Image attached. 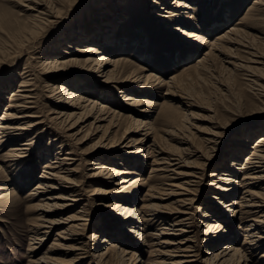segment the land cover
<instances>
[{"label":"rangeland","instance_id":"374dc122","mask_svg":"<svg viewBox=\"0 0 264 264\" xmlns=\"http://www.w3.org/2000/svg\"><path fill=\"white\" fill-rule=\"evenodd\" d=\"M33 1H39L42 4L37 6L39 8L36 11L25 6L31 2L29 0H0V118L4 116L6 106L11 103L14 90L22 95L32 90L35 103L30 105L34 107L27 109L25 113L33 114L34 122H41L32 128L29 136L19 138L15 143L19 144L25 139H30L26 141L33 142L30 148L36 149L31 152L34 155L24 158L10 168L8 161L2 162L4 174L0 176V264H35L34 262L39 260L48 248L55 245L54 243L64 242L59 238L60 230L66 229L67 233H71L67 229L72 222L66 223V218L71 213L85 214L86 217L84 218L86 220L78 221L82 223L79 228L80 235L84 236V242L91 253L83 264H105L95 257L98 250L109 246V243L95 245L99 242L96 237L99 232L102 236L106 235L113 245L118 246V252H111L114 256L113 260L106 264H121L122 258L126 262L132 258L134 264H154V260L159 257L158 240L151 235L159 234L158 230L165 223L162 219L148 221V227L145 229H136L141 235L131 234L130 230L144 214L139 212L140 208L151 202V198H148L150 196H145L151 185H156L157 188L159 185V188L170 187L169 183H178V180L173 178L176 176L166 179L160 176L159 172L156 173L158 177H155L156 174L151 173L152 155L148 154L146 149L138 151L139 148L135 145L130 147L128 139H122L130 121L123 120L119 127H113L111 132L105 134L106 128L96 131L92 126L96 121V110L86 113L83 116L85 119L78 121L79 123L74 126L71 125L78 118L62 121L63 123L59 122L61 119H53L57 116L50 112L64 101L61 99L60 91L50 89L49 84L55 83L51 81L52 76L66 78L63 79L65 80L63 83L68 81L71 88H77L82 95L101 103L99 106L104 105L127 116L134 115L132 111L140 109L138 106L127 105V94L146 100L143 108L150 110L148 119L155 126V130L150 129L147 145L158 144L165 149L178 146L176 140L169 137L168 132L178 123H182V119L178 118L180 112L177 108L182 110L187 108L189 114L187 129L193 134L191 140L193 144L195 142L194 146L201 150L197 151L200 154L199 158L193 156L189 158V161L193 162L191 164L194 168L196 166V170L200 173V177L197 178L200 185L196 201L187 205L185 209L190 218L188 223L186 226H179L187 232L184 235H177L180 231H174L165 237L174 236V239L178 240L185 237L191 238L186 244L193 246L190 254L193 256L189 257L193 261L185 264H225L221 262L223 260L226 262V258L230 255L223 257L228 252L224 250V245L230 243L246 252L247 264H264V257L261 256L264 245L253 254L252 250L250 252L251 248L245 243L244 228L249 221H240L232 213L225 212L226 206L223 207L222 212L225 216H223L224 219L220 217L219 220L222 219L224 224L221 230L216 229V235L221 242L213 247V243L205 241L208 239L206 236L208 223L212 219L204 216V211L198 208V205L206 207L211 202L219 201L212 193L213 190L216 191L212 185L213 179H217L211 177L214 168L246 144V151L242 154L240 165H238L241 166L245 155L252 150L255 140L264 134V96L260 94L261 91L264 93V65L251 63L252 59L242 47L237 51L239 62L259 69L260 72H256L255 76L250 73L248 76L245 70L232 69L233 66L229 62L237 60L235 57L226 59L224 62L222 57L218 56L212 63L211 71L207 72L202 68L198 71L196 67L200 64L199 61L203 60L202 56L208 46L203 47L193 42L191 38H187L189 36H181L179 33V29L184 27L194 33L207 36L211 46V43L220 41L219 38L225 33L233 32L235 27H239L247 34V41L249 40L252 46L255 42L254 44L258 48L260 46L259 49L264 53V5L258 6L255 3L258 0H182L191 3L194 9L183 10L186 13H182V17H177L178 11L175 8L172 9L173 14H165L163 9H160L161 4L168 7L174 2L173 0ZM45 9L52 11L50 21L38 16L39 12L46 11ZM159 13L162 15L160 19L156 15ZM100 27L112 33L110 39L113 41L109 46L104 45L101 52L121 61L122 78L129 76L135 66L140 64L137 67L146 69L145 75L150 72L154 74L155 81L151 83L154 87H143L145 79L137 83L131 80L119 81L117 84L121 85L125 91L122 93L119 89L112 88L114 83H105L103 78L97 77V74L91 75L83 64L62 69L65 70L62 73L46 69L43 65V60L54 57L68 59L74 55L83 57V53L79 50L91 44L86 43L87 38L93 36L95 31L98 32ZM141 55L148 56V60L143 59ZM82 80L85 86L77 84ZM21 84L25 87H20ZM19 89L24 91L20 92ZM184 100L193 104L186 105ZM11 111L15 112V110ZM104 117L107 118V116ZM106 122L96 121V124L105 127ZM211 122L215 123L216 129L221 133L218 144L211 149L213 151L207 150L198 137L204 134V131L200 130L210 128ZM43 130L44 134L40 137L39 134ZM252 135L253 137L246 143L245 139H249ZM38 137L41 138L40 141ZM9 148L10 143L0 145V156L4 157ZM48 149L51 151L50 158L53 160L57 152L70 153L69 156L73 160L67 161L68 165L64 166L62 175L70 174L68 178L75 182L73 185L81 195L79 201H70L71 209L53 216V219L62 220L64 223L54 227L47 234L45 241L38 245V239L45 236V233L41 232L47 229L44 228L36 233L31 224L38 220L41 212L38 210L39 204L42 202L41 199L49 195V192H43L41 196L35 197L29 194L34 192L39 181L42 180L41 175L45 170V162L48 160L46 157ZM109 149L111 151H107ZM126 150H130V153L123 154ZM202 154L209 159H205L201 156ZM100 156L109 160L116 159L114 160L117 162L116 167L120 170L136 169V175L124 174L119 177L128 179L135 177L138 179L137 182L125 183V188H119L121 186L116 185L119 179H108L109 182L104 186L108 189H118L114 194L118 196H116L117 201L123 205L134 202L133 207L137 211L127 220H124L126 217L123 213L115 211L110 206L113 201L111 196L104 195L96 198L92 195L97 182L96 177L91 176L94 170L88 162ZM6 160L9 159L6 158ZM236 179H241V176ZM233 184L237 193L236 197L241 200L245 182L240 185ZM60 187L58 186V189L54 191L60 193ZM254 190L262 189L258 187ZM156 193V196L161 195ZM161 197L168 198L165 195ZM79 210H82V213H78ZM123 224H127L126 228ZM217 240L218 238L215 243ZM59 248L60 246L56 245L57 250L55 249L54 254L49 255L61 262L68 261L72 256H67L61 250L62 248ZM214 253L218 254L219 259L211 258ZM240 258L241 256L236 254L230 257L227 263L239 264ZM245 263V259L242 258L240 264Z\"/></svg>","mask_w":264,"mask_h":264},{"label":"bare ground","instance_id":"6f19581e","mask_svg":"<svg viewBox=\"0 0 264 264\" xmlns=\"http://www.w3.org/2000/svg\"><path fill=\"white\" fill-rule=\"evenodd\" d=\"M29 1L31 2H29L28 5H25L28 7V9H34L36 11V9L39 8L37 6L42 5L39 3V1ZM173 1L174 2L169 4L168 7H164L165 5L161 4L162 7H160V9H163V13L173 14L172 9L175 8L178 11L176 16L182 17V13H186L184 12L185 10L194 9L191 3H189L188 1ZM255 3H257L258 6H263L264 0H258ZM45 10L46 11L39 12L38 16L46 21H50L49 18L52 17V11L50 9ZM156 13L158 12L156 11ZM156 15L158 16V19H160L162 16L160 13ZM99 29L100 30L98 32L95 31L93 36L87 38L86 43L91 44H88L83 50H79L83 53V57H81L82 55H74L71 59H68L67 57H54L43 60V65L46 67V69L49 68L51 71L62 73L63 71H65L62 69H67L68 67L73 65L83 64L91 75L97 74V77L103 78V81L105 83H114V86H112V88H117L122 93H125V91H123V87L121 85L117 84L119 83V81L131 80L137 83L145 79L143 87H154V85L151 84L154 83L153 81H155L154 74L150 72L145 75L147 70L143 67H137L140 64L135 66V68L130 72L129 76L122 78L121 74L123 73V70L121 71L120 69L121 61L113 59L112 57L110 58L108 57V55H106L105 52H101L104 45L109 46L113 43V41L110 39L112 33L104 30L102 27H100ZM234 29L235 30L233 32L230 31V33H225L223 36H221L219 38L220 41H217L213 44L211 43V46L209 45L210 43L208 42L207 36L201 35L196 32L194 33V31L187 30L184 27L179 29V33L181 34V36H189L187 38H191L193 42L197 44L199 43V45L201 44L203 45V47L208 46V49H206V51L204 52V56H202L204 57L203 60L201 59L199 61L200 64H198L196 67L198 71L201 68L206 70L207 72L211 71L213 66L212 63L219 56L222 57L224 62L226 61V59L230 60V58L232 57L237 58V60H235L234 62H229L233 66L231 68L234 70H245L247 71V75L250 73L253 76L256 75V72H260L259 69L253 67L250 64L247 65L243 62H239L240 58L238 57L237 53V51L242 49L243 47L245 48L244 51L250 56V59H252L251 63L264 65V53H262V51L259 49L260 46L258 48V46L254 44L255 42L252 46L251 43L248 42L249 40L247 41L248 36L243 31V29L239 27H235ZM97 40L98 42H96ZM147 57L148 56L146 55L142 56L143 59L148 60ZM63 79L66 78H55L52 76L51 81L55 83L49 84L50 89H53L54 91H60V93L62 94L61 99L62 101H64L60 105H57L54 111L50 112V114H54V116H57L53 119H61L59 121L61 123L65 120L70 121L74 118H78L71 125L74 126L85 119L83 118V116L86 115V113L96 110L97 114L95 120L98 122H107L105 127L100 124H96V121L93 122L92 126L95 127L96 131L100 128H106L105 134L111 132L113 127H119L123 120L130 121L129 126L124 131L122 139H128V145H135V147L139 148L138 151L146 149L148 151V154L152 155L153 160L151 173L156 174L160 172V176L166 179H171L172 176H176L173 178L177 179L178 183H169L170 187L159 188V185L157 188L156 185H151V187L149 188V192L145 194V196L147 197L150 196L148 198H151V202L148 204L145 203L146 205L140 208L139 212H144V214L143 216L139 217L140 219L132 227L130 233H139L141 235L140 231L138 232V230L136 229H145L146 227H148V221L153 222L156 219H162V221H164L165 223L160 230L157 229L159 231V234L155 233L151 235L152 238L158 240L157 245L160 246V253H158L159 257L154 260V264H185L193 261L189 259L190 256H193L190 255L193 246L186 244L190 242L189 240L191 238L185 237L178 240L174 239V236L165 237V235H171V233L174 231H180L177 235H184V233L187 232L184 228H181L179 226H186V224L188 223L187 221L190 218L187 216V212L185 209L187 205H190L194 201H196L200 185L199 181H197V178L200 177V173L196 170V166L194 168V166L191 164L193 162L189 161V158L193 156H197L199 158L200 154L197 151L201 150L197 149L194 146L195 142L193 144L191 140L193 139V134L187 129L189 126L187 125V123H189V114L187 112V108L185 110L177 108V111L180 112V116L178 118L182 119V123H178L171 131L169 130L170 132H168L169 137H171L173 140H176L178 146H173L169 149H165L158 144H156L155 146H153L154 144L147 145L146 141H148L150 138V129L155 130V126L153 122L148 119L150 110L143 108V106H145L146 104V100L141 99V97L139 96L127 94V105L130 107H140V109H135L132 111L134 115L127 116L120 111H113L112 108H108L104 105L99 106L101 105V103H98V101L91 100L82 95V93H80V90H78L77 88H74L73 86V88H71V84L67 83L68 81L63 83V81H65ZM77 84L85 86L84 80H82L81 83L78 82ZM20 87H25V85L21 84ZM18 91L22 92L24 90L19 89ZM31 91L32 90H29L28 93L22 95L21 93H18L16 92V90H14L12 92L13 98H11L10 100L11 103L6 106L4 116L0 118V145L10 143V148L6 155H4V157L0 156V176L2 173L4 174V167L2 166V162L8 161L9 168L14 167V165H16L18 162L20 163V161H22L24 158L33 156L34 154H32L31 152L36 151L34 147L30 148V144L33 142L30 143V141H26L30 139H25V141L20 142L19 144H15L19 138L29 136L32 128L41 123L33 121V114L25 113L27 109H31L34 107L32 105L35 103V95ZM260 94L264 96V93L262 91L260 92ZM55 97L56 96H54V98ZM184 103L186 105L193 104L190 101L185 102V100ZM11 110H15V112L13 113ZM104 116H107V118H105ZM146 127L148 130L146 129ZM216 127L217 126L215 125V123L211 122L210 128H208L207 130H200L204 131V134L198 137L204 143L207 150L214 149V146H216L219 142L221 133L216 129ZM43 134L44 130L40 132V137H42ZM40 137H38L39 141L41 140ZM252 137L253 135L250 136L249 139H245V142H249ZM145 145L146 147H144ZM245 146L246 144L242 147L241 150L232 153V155H230L227 159L216 166L211 173V177L217 178L213 179L212 185L214 186V189L219 192L218 193L213 190L212 193L216 196L214 198H216V200L219 199V201L217 203L211 202V204L206 207L198 205V208L201 211H204V216L212 219L208 223L206 231V236H208V239L205 241L207 243H213V247L221 242L219 241V236L216 235V229H218V231L221 230L224 224V222H222V219H224L223 216H225V214L222 212L223 207L226 206L225 212L227 211L232 213L233 215H235V218H239L240 221H249V224H246L244 228V231L246 232L245 243L249 248H251L250 252L252 250L251 253L255 254L256 251L261 249L264 245V134H262L257 138V140H255V144L252 147V150L245 155L244 162L241 163V166H238L240 165L242 154H244L246 151ZM48 148H50V146ZM107 151H111V149ZM50 153L51 151L48 149L46 153V157L48 158V160L44 165L45 170L41 175L42 180L39 181V185L34 189V192H31L29 194L31 197H35L37 195L41 196L43 192H49L48 196H46L45 198L42 197L43 199L40 198L42 202L39 204L40 208L38 209L41 210L40 215H38L39 218L31 224L32 229L36 233H39V231H41L42 229L44 230V228L47 229L46 231L41 232L45 233V236L39 239L36 238L39 240L38 245L42 244L45 241L47 234L54 227H57L59 224L64 223V221L62 220L53 219V216H55L56 213H61L68 209H71L72 202L70 201H79V197L81 195L73 185L75 182L72 179L68 178L70 174L62 175V173H64V166L68 165L67 161L73 160V158L69 156L70 153L61 154V152H57L54 160L50 158ZM125 153H130V150H126L125 152L123 151V154ZM131 153L136 154L137 152ZM61 156L63 157L61 158ZM201 156L205 157V159H209L204 154H202ZM128 157L130 156H127V158ZM6 158H8L9 160H6ZM124 159L126 161V158ZM114 160L116 159L109 160L106 157L100 156L92 158L91 161L88 162V165H92L93 167L91 169L94 170V173H92L91 176L96 177L95 181L97 182L92 195H95L96 198L104 195L111 196L113 198V201L110 203V206L115 211L123 213L124 217H126L124 220H127L130 215L136 213L135 211H137V209L133 207L134 202L133 204L123 205L120 201H117L118 196L114 194V192L118 189H108L104 186L109 182L108 179H119L117 180L116 185L121 186L119 188H125V183H135L138 181V179H135V177L132 179H128L127 177L119 176L124 174L136 175L137 173L135 171L136 169H133L132 171L118 169L116 167L117 162ZM57 169H59V171H57ZM156 176L157 174L155 175V177ZM240 176L241 179H236ZM151 179L153 180L154 178ZM215 180H217V182H214ZM242 182H245L246 186L243 187V192L241 193L243 194V197H241V200H239L240 198L236 197L237 193L235 191V186L233 183H237L240 185ZM58 186H61L59 188L60 193L54 191L58 189ZM258 187H261L262 190H254ZM151 191H154L155 193H152ZM156 192L161 195H165L168 198L161 197V195L156 196ZM78 213H82V210H79ZM140 213H138V215H141ZM144 216L147 217L144 218ZM215 217H217L218 219L215 220ZM220 217H222L221 220H219ZM84 218H86L85 214L76 215L71 213L66 218L68 220H66V223L72 222V224H70L67 229L69 230V232L71 231L72 234L67 233L68 231L66 232V229L63 231L60 230V232L58 233L59 238L64 240V242L60 244L54 243L55 245L48 248V251L45 252L44 255H42V257H40L39 260L35 261L34 263L83 264L91 254L90 248L84 242V236H81V233L79 231L82 223L78 221L86 220ZM123 225L126 228V225ZM100 233L101 232L96 234L99 242L95 243V245L100 246L109 243V246L106 249L98 250L96 252V256H94L97 257L99 262L102 261L106 264L113 260L114 256L111 252H116L118 250V246L115 244L113 245L112 241H110L106 235L103 234L102 236ZM217 238V243H215ZM56 245L60 246L59 249L62 248L61 250L64 251L67 256L72 257L69 258L66 262H61L59 261V259L57 260L56 258L49 255L54 254V252L57 250ZM224 248V250H228V252L225 253L223 257H227L228 255L230 256L226 258V262L225 260H223L221 263L228 264L227 262L229 261L228 259L230 257H234L236 254H239L241 256L239 264L242 261V258L245 259V264H247L246 252H244V250H242L241 248H236L235 246L231 245V243L228 245H224ZM122 252L125 251L122 250ZM231 252L233 253L230 254ZM261 256L264 257V252ZM211 258L219 259L218 254L216 253H214ZM121 264H134V261L132 260V258H130L129 262H126L122 258Z\"/></svg>","mask_w":264,"mask_h":264}]
</instances>
